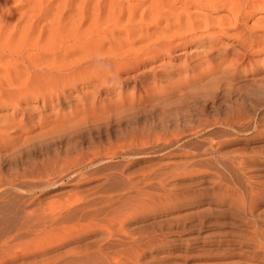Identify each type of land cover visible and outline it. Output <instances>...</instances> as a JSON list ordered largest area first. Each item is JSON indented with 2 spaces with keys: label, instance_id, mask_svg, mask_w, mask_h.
I'll list each match as a JSON object with an SVG mask.
<instances>
[{
  "label": "rangeland",
  "instance_id": "obj_1",
  "mask_svg": "<svg viewBox=\"0 0 264 264\" xmlns=\"http://www.w3.org/2000/svg\"><path fill=\"white\" fill-rule=\"evenodd\" d=\"M116 1L0 0V52L57 39L65 56L45 61L84 62L66 88L0 104V264H264V44L243 43L264 39V7L182 0L201 39L118 70L88 56L124 31L86 36ZM162 21L131 23L133 43Z\"/></svg>",
  "mask_w": 264,
  "mask_h": 264
},
{
  "label": "bare ground",
  "instance_id": "obj_2",
  "mask_svg": "<svg viewBox=\"0 0 264 264\" xmlns=\"http://www.w3.org/2000/svg\"><path fill=\"white\" fill-rule=\"evenodd\" d=\"M119 1H127L129 4L126 6L123 4L124 2L120 4ZM130 1L131 0H117L116 4L114 3L113 5H110L109 10H108V14H109V16H111V18H107V20L105 21V22L111 23L110 27H109V25L106 27H101V23H99L98 21L95 20V22H98V23H94V26L92 28H90L91 29L90 31L87 28V35L86 36L94 38V36L96 35L95 37H97V38H96L95 42L98 43V48L102 46V43L105 40V34L108 32L112 35V34L116 33L115 31H121V32L124 31V34L126 35V37L124 35V38L121 40L115 39L112 43L109 41L110 47L108 50L111 51L112 53H109L107 55H102V52L104 50L99 49L97 52L89 55L88 58L89 57L93 58V59L95 58L96 61L100 60V59L102 60V58H107L111 61L112 67L114 66L115 68L120 70L119 68H121V67L122 68H124V67L129 68L128 66L133 67V66H136L139 64L147 63L148 61L146 58L148 56L156 57L157 53L158 52L160 53L161 51L163 52V50L172 51L177 46L181 45V43H183V44L187 43V39H191L192 37L194 40H200L201 39V37H200L201 34L198 35L199 33L196 34L194 32L193 36H191V37L189 36L190 33H187V32H192L194 29H196L197 23L195 24L193 22H190L189 18H188L189 22L187 21V19H186L187 22H184V21L180 22L179 19L181 20V16H183L182 15L183 13L180 15L175 13V10L177 9L176 3H178L182 0H149L148 5H146L145 7H143L146 3L144 1L133 3V4H131ZM187 1H190V0H187ZM199 1L201 2V0H199ZM219 1L224 2V4H225V2H227L228 0L227 1L226 0H219ZM229 2H230V0L228 1V3ZM249 2H250V0H243V1L233 0V1H231L230 3L232 4L234 14L245 13L246 11H249L251 8H254L256 6V4H259L260 8L264 7V0H255V1L253 0V1H251V3H249ZM192 4H194V2ZM9 8L10 7L8 6L7 10ZM245 8H247V10H245ZM172 15L173 16L175 15L178 18V19L176 18L177 20H176L173 27L170 26V24H169L173 18ZM124 16L126 17L125 20H124ZM137 16H138V19H137ZM164 19L166 21H168L167 27L165 29H163L162 31L160 30L161 31L160 33L156 34L155 33L156 31L154 33H152L151 36H153V38H155L154 36H157L154 41H151V42H149L143 46H136L133 43L134 40L132 41L131 33L133 34V32L134 33L138 32L139 28L136 26L141 25V24L144 25L143 24L144 21H148L153 26V25H156L158 23L160 24L161 23L160 21H162ZM135 20L138 21V23L136 22V26L134 25ZM173 20L175 21V17ZM131 23H133V25H134V26H132L133 28L136 27V29L137 28L138 29L136 32L135 31L131 32L130 36H129V33H128L129 29H127V27L131 26ZM172 23H174V22H172ZM206 23L201 24L200 26L203 27ZM229 23H231V22H229ZM165 24H164V26H166ZM210 24H212V23H210ZM145 26L147 27L146 23H145ZM5 27H8V22L5 21V19H0V32L2 34L4 33L3 28H5ZM11 27L15 30L17 26L11 24ZM144 27H142V28L144 29ZM207 27H204L203 30H206ZM130 29H132V28L130 27ZM136 29H132V30H136ZM139 31H143V30H139ZM143 32H142L143 35L141 34L142 36H144L147 33V32L146 33H143ZM240 32H241V30H240ZM262 32H264V29H262ZM204 33L205 32H203V34ZM208 33H209V30H208ZM247 34L249 35V33H247ZM147 35H149V34H147ZM147 35H145L146 36V37H144L145 39L147 38ZM187 35L190 38H187L188 37ZM248 35H247V37H248ZM201 36H203V35H201ZM258 36H254L253 34H250L248 38H246V39L243 38V43H245L247 45V47H249L250 49H252L255 46H260L261 44H264V39H262V37H260V35H258ZM85 37H83V39H85ZM141 38H143V37H141ZM141 38L139 37V39L142 41L143 39H141ZM241 38H242V36H241ZM202 40H203V38H202ZM58 41H57V39H55L53 42H51L45 46H39L38 41H35L34 43L29 44V45L25 44L23 47H21V45H19L17 47V51H19V52H16V53L0 52V58L5 57V56H3V54L6 55V53L9 54L10 57H12V61H6V62L5 61L2 62V60L0 61V69L5 70V76L0 78V102H1L0 104H3L6 100V98H8V97H11V98L14 97L20 101V99L26 97V95L28 93H30V92L34 93L30 90V88L32 86H36L34 84H35V81H37V80L38 81L43 80V82H45L47 84V87L49 86V88L47 89V92L51 91L52 90L51 88L53 87L52 84L49 85L52 82L50 79L60 80L59 81L60 83L58 81L54 80L55 82H58L59 84H61L58 87L60 90L66 88V86L70 84V81H72L70 79V77L72 78V76L68 75L69 72L71 71L70 73H72V71H75V68H77L78 66L80 67L84 62L76 61L75 63H68V65H67V63L66 64L65 63L64 64L63 63H56L55 59H57V57H59L58 56L59 54L63 53V55L65 56L63 50H61V47L63 46L62 45L63 41H60V40H58ZM190 42L192 43V41H189V43ZM112 48H114L113 51H112ZM155 48H158V49H155ZM27 49L32 50V53H29L26 55ZM149 49H151L153 51H151V50L148 51ZM92 50H94V48ZM101 50H102V52H101ZM46 51H51L55 55V59L53 58L49 62L45 61V59H43V56H45V54H47ZM106 51L107 50H105V52ZM150 52H154V54L148 55V54H151ZM90 58H89V60H90ZM43 60H44V63H43ZM109 60H107V62ZM94 63H97V62H94ZM105 63L103 62V64H105ZM19 66L20 67L23 66L26 69V71L22 72L19 69ZM106 66H108L107 69L109 68L108 70L110 71V68H112V67H109L110 65H107V64H106ZM13 73H16L17 75L13 76L12 75ZM24 75H25V78L22 79V77ZM35 78H36V80H35ZM20 79H21V82H19V87L1 88V86L3 85L4 82L11 85L13 83V81L18 82ZM39 83H41V82H39ZM40 85H42V84H40ZM55 85H58V84L56 83ZM43 86H46V85L43 84ZM54 88H56V87L54 86ZM58 88H56V89H58ZM38 89H39V86H38ZM44 89H46V88H44ZM11 90H15L16 92H11ZM35 91H36V89H35ZM47 92H42L41 96L44 95V97H45L46 94H43V93H47ZM48 94H49V92H48ZM8 99H10V98H8Z\"/></svg>",
  "mask_w": 264,
  "mask_h": 264
}]
</instances>
